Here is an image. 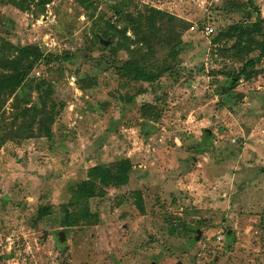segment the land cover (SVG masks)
<instances>
[{"label": "rangeland", "instance_id": "obj_1", "mask_svg": "<svg viewBox=\"0 0 264 264\" xmlns=\"http://www.w3.org/2000/svg\"><path fill=\"white\" fill-rule=\"evenodd\" d=\"M253 4L264 18V0ZM247 10V0H0V62L26 65L24 47L70 56L32 63L0 97V264H264V57L223 94L228 71L259 50L232 55L234 38L212 40L253 22ZM128 60L163 70L138 105L144 84L119 70ZM38 82L51 117L33 118ZM123 159L126 184L96 179L76 201L93 167Z\"/></svg>", "mask_w": 264, "mask_h": 264}, {"label": "trees", "instance_id": "obj_2", "mask_svg": "<svg viewBox=\"0 0 264 264\" xmlns=\"http://www.w3.org/2000/svg\"><path fill=\"white\" fill-rule=\"evenodd\" d=\"M250 8L253 12H255L256 16L254 18V21L251 22L248 25H244L241 22L235 23L229 25L225 30H222L221 32L217 33L215 37H213V42L220 41L221 39H232L234 38L233 44L229 48H223L224 51L231 53L232 55L235 53H239L241 50V47H245L246 45L248 47H252L258 49V54L256 57L247 58L241 66L237 70H230L229 73L226 74V76L229 79V83L227 85H224L222 87L223 94H229L232 90L237 81L244 77L246 79L254 76L256 74V71L253 70L255 64L264 57V18L260 17L259 12L255 8L253 4V0H247ZM252 11H246V13L249 16H252ZM245 37V38H244ZM20 52V56L22 59H28L29 57L32 58V60L28 61V63L24 66L20 64L19 61H9V62H0V65L3 63H9L10 71H5L0 73V97L3 95L4 92L11 91L15 87L20 86L24 83L27 72L31 69L32 63H36L39 60L45 61V63L49 62H57L61 63L63 61H67L70 59V56L66 54H46L45 56H42V53L36 48H20L18 49ZM247 50H243V54H247ZM21 59V60H22ZM138 63L134 60H128L125 63H123V66L119 68V70H129V73H131L132 77L134 79H137L141 81L144 86L141 92H138L135 94V97L133 98V101L135 104H140L142 102V98L146 97L148 94V89L150 83H152L156 78L159 77L163 73V70L158 72H152L149 70H145L143 67H140L137 65ZM6 64H3V66ZM44 82H38L36 84V90L38 92V96H41L42 103L41 107L37 110V112L33 113V118L37 116V114L40 115H48L51 117V113L47 114L46 111V105L45 103V97H47V94L49 92V89L46 87H43ZM53 103V101H52ZM42 117V116H41ZM47 120L49 123H52V119L47 117ZM49 123L43 122L40 124V128L42 131V135L45 137H49L51 128L49 127ZM39 134V133H38ZM130 169V162L128 159L120 160L116 164V168L113 170L105 169L102 166H95L91 169L90 177L91 180H81L78 182L74 188V198L76 201L81 198H91L94 195V180L105 183L107 185H112L113 187H118L121 185H124L128 181V171ZM103 191L99 190V194H102ZM43 210V211H42ZM47 209H41L38 212V217H41L44 212Z\"/></svg>", "mask_w": 264, "mask_h": 264}, {"label": "built area", "instance_id": "obj_3", "mask_svg": "<svg viewBox=\"0 0 264 264\" xmlns=\"http://www.w3.org/2000/svg\"><path fill=\"white\" fill-rule=\"evenodd\" d=\"M204 32L206 34H210L213 32V27L210 24H207L206 26H204Z\"/></svg>", "mask_w": 264, "mask_h": 264}, {"label": "water", "instance_id": "obj_4", "mask_svg": "<svg viewBox=\"0 0 264 264\" xmlns=\"http://www.w3.org/2000/svg\"><path fill=\"white\" fill-rule=\"evenodd\" d=\"M62 235V232H58V236H61Z\"/></svg>", "mask_w": 264, "mask_h": 264}]
</instances>
